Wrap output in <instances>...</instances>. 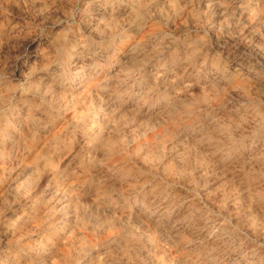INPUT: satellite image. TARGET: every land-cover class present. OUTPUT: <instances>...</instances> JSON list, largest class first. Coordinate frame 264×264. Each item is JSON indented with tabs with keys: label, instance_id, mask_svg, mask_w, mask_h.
<instances>
[{
	"label": "rangeland",
	"instance_id": "obj_1",
	"mask_svg": "<svg viewBox=\"0 0 264 264\" xmlns=\"http://www.w3.org/2000/svg\"><path fill=\"white\" fill-rule=\"evenodd\" d=\"M0 264H264V0H0Z\"/></svg>",
	"mask_w": 264,
	"mask_h": 264
},
{
	"label": "bare ground",
	"instance_id": "obj_2",
	"mask_svg": "<svg viewBox=\"0 0 264 264\" xmlns=\"http://www.w3.org/2000/svg\"><path fill=\"white\" fill-rule=\"evenodd\" d=\"M85 235V234H84ZM91 241V240H90ZM94 243V242H93Z\"/></svg>",
	"mask_w": 264,
	"mask_h": 264
}]
</instances>
